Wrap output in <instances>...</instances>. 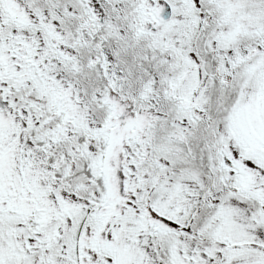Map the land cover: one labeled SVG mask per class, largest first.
Listing matches in <instances>:
<instances>
[{"label":"snow or ice","instance_id":"obj_1","mask_svg":"<svg viewBox=\"0 0 264 264\" xmlns=\"http://www.w3.org/2000/svg\"><path fill=\"white\" fill-rule=\"evenodd\" d=\"M0 264H264V0H0Z\"/></svg>","mask_w":264,"mask_h":264}]
</instances>
